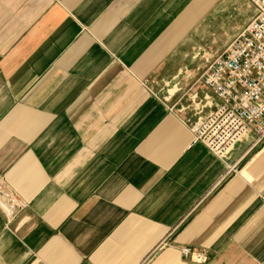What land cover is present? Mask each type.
<instances>
[{
	"label": "crops",
	"instance_id": "obj_1",
	"mask_svg": "<svg viewBox=\"0 0 264 264\" xmlns=\"http://www.w3.org/2000/svg\"><path fill=\"white\" fill-rule=\"evenodd\" d=\"M244 2L0 0V264H264V141L192 131Z\"/></svg>",
	"mask_w": 264,
	"mask_h": 264
},
{
	"label": "built area",
	"instance_id": "obj_2",
	"mask_svg": "<svg viewBox=\"0 0 264 264\" xmlns=\"http://www.w3.org/2000/svg\"><path fill=\"white\" fill-rule=\"evenodd\" d=\"M254 16L230 44L209 63L201 80L220 103L192 131L194 141L205 144L217 155H226L250 133L253 144L264 141V0H246ZM24 204L2 189L0 204ZM181 256L194 264H205V250L182 248Z\"/></svg>",
	"mask_w": 264,
	"mask_h": 264
},
{
	"label": "rangeland",
	"instance_id": "obj_3",
	"mask_svg": "<svg viewBox=\"0 0 264 264\" xmlns=\"http://www.w3.org/2000/svg\"><path fill=\"white\" fill-rule=\"evenodd\" d=\"M245 8L246 9H248V14H249V12H250V14H249V16H254V8H251L249 5H248V2L245 0ZM250 8H251V10H250ZM250 17V18H251ZM253 18V17H252ZM251 18V19H252ZM250 21V20H249ZM249 21H248V23H249ZM247 23V24H248ZM234 39V38H233ZM232 41V40H231ZM230 44V42L228 43V45ZM227 45V46H228ZM226 46V47H227ZM225 47V48H226ZM224 48V49H225ZM222 53V52H221ZM220 55V54H219ZM210 62H212V60L210 61ZM209 62V63H210ZM209 63H207V67H208V65H209ZM207 67H206V69H207ZM205 69V70H206ZM205 72V71H204ZM204 72H203V74H204ZM184 76H186V75H184V73H181V74H179L177 77H175V78H173L172 80H170L169 82H163L162 83V86H161V88H160V94L161 95H163L165 98H170L173 94H175V93H173V94H170V92H168V90L171 88V87H175L176 89H175V92H176V90H177V92H178V94L180 95V100L182 99V102L183 101H185L186 103H190V104H194L195 103V101H194V96H192V94H191V92L192 91H190V90H186V89H188V88H186V89H184L183 88V84L182 83H184L185 82V80H186V78L184 79ZM187 81V80H186ZM185 87V86H184ZM169 93V97H168V93ZM174 98H176V96L174 97ZM175 101V100H174ZM174 101H172V103H174ZM176 104H178V102L176 101L175 102ZM176 104H174L175 105V108H177V106H176Z\"/></svg>",
	"mask_w": 264,
	"mask_h": 264
},
{
	"label": "bare ground",
	"instance_id": "obj_4",
	"mask_svg": "<svg viewBox=\"0 0 264 264\" xmlns=\"http://www.w3.org/2000/svg\"><path fill=\"white\" fill-rule=\"evenodd\" d=\"M3 203H6V201H3ZM6 205H7V203H6Z\"/></svg>",
	"mask_w": 264,
	"mask_h": 264
}]
</instances>
